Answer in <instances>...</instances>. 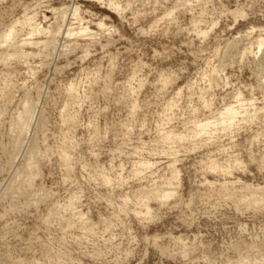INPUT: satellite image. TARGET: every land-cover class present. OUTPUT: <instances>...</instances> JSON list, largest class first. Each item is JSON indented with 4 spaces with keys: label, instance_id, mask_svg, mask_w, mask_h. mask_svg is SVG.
I'll use <instances>...</instances> for the list:
<instances>
[{
    "label": "rangeland",
    "instance_id": "obj_1",
    "mask_svg": "<svg viewBox=\"0 0 264 264\" xmlns=\"http://www.w3.org/2000/svg\"><path fill=\"white\" fill-rule=\"evenodd\" d=\"M114 1L124 14L108 0L0 3V22L28 4L57 32V50L26 46L27 60L0 64L15 82L10 109L23 81L35 99L40 92V147H49L22 197L0 198V264H264V195L244 189L264 187V0ZM64 6L66 20H57L53 8ZM75 8L100 40H66L80 25ZM241 105L248 111L235 121L195 130ZM8 119L0 128L7 149ZM3 150L0 183L10 173ZM169 183L177 192L163 198ZM36 192L41 201L26 207L24 196Z\"/></svg>",
    "mask_w": 264,
    "mask_h": 264
},
{
    "label": "bare ground",
    "instance_id": "obj_2",
    "mask_svg": "<svg viewBox=\"0 0 264 264\" xmlns=\"http://www.w3.org/2000/svg\"><path fill=\"white\" fill-rule=\"evenodd\" d=\"M2 1L3 0H0V3ZM99 1L103 2L105 0H99ZM108 1H109V5L112 8H114L116 11H118L119 13L120 12L123 13V11L125 10L121 6L120 3H117L114 0H108ZM78 9L79 8L74 9L73 15H75L77 17V20L79 21L80 25L78 26V28H67V30H65L66 33L64 34V36H65L66 40H67V38H77V37H89L93 41L94 40L95 41L100 40V38L102 37V32L92 30L91 28L86 27V26L85 27L81 26L82 21H80V20H83V19L82 18L80 19V17H78V13H77ZM53 10L58 15V17H56L57 20H59V19L62 21L66 20V17L69 13L68 7H65V6H64V8L63 7H60V8L54 7ZM23 11L24 12H22L23 13L22 15H20L18 17L16 16L14 19L12 18V21H10L9 23H5L3 21L0 22V64H4L7 66L9 62H11L12 60H15V59L21 60V61L27 60V57L29 58V56L33 53L28 52L25 49L26 46H40V47H43L44 49L57 50L56 49L57 48L56 47L57 46L56 40L54 39V36H53V33L55 34L56 31L55 32H53L54 30L52 31L51 23H49L50 25H48V27H45V25L40 21V18H38V12L36 11L35 7L32 8V7H30V5L27 4V5H24ZM171 13H172V11L168 12L167 15L169 16V15H171ZM233 13H235V15H236V14H238V11H235ZM68 20H69V18H68ZM60 24L58 25V27L60 26ZM56 26H57V24H56ZM99 26L101 27L100 28L101 31H104V32L107 31V33H109L111 30V26L108 27L103 22H100ZM69 27H73V26H69ZM57 31H58V34H60L59 33L60 31L59 30H57ZM51 35L53 36V39L52 38L50 39ZM42 36H45L46 39H42ZM66 40L64 41L63 46L61 45V48L62 47L68 48L70 46V44L72 43V42L68 43V41H66ZM69 41H70V39H69ZM73 41H74L73 43L75 44V40H73ZM258 46H259V49L262 46H264V38L263 37L259 38ZM58 48H59V46H58ZM66 50L67 49H65V51ZM71 50H74V49H71ZM71 50H69V51H71ZM64 53H66V52H64ZM29 64H30V62H29ZM29 64L27 62L26 65H29ZM28 71L32 75L35 76L36 72L38 70L29 66ZM7 73H5V71H3V70H0V128L5 126L4 125L5 124L4 119L8 116L9 117V119H8L9 125H8L7 133H8L9 139H10V143H9V148L7 149L6 146H8V145H6L5 142L3 141V139H1V137H0V149L1 150L4 149L3 151L7 152L9 155L8 156L9 160L7 159L8 160L7 165L9 168H7V169H10V173L8 172L9 173V177H7L8 179L6 180L4 178L5 182L0 183V198L1 197H3V198H9L10 197V198L17 200L20 196L22 197V190H21L22 181L23 180L28 181L29 178L27 179L26 177L27 176L29 177V175H32L31 179L33 177H37L38 175H40V168H39V160L40 159H39V157L41 155L42 156L45 155V153H47V150H49L48 149L49 147H48L46 140L43 142L44 146H45V151H43L40 147V139H39V134H38V133H40L39 127L43 126V124H44L43 123V121H44L43 112L40 111L39 107H38L39 101L41 98L40 92H38L37 99H35L32 95L33 93H31V90H30L32 88L31 87H30V89L27 88L26 87V84H27L26 81H23V84H22L23 87L22 88L24 89V95H23V97H20L21 99L18 98L19 103L16 101V98H15V101L17 102L18 105L15 104L16 108L10 109L11 106H9V103L13 102V100L11 98H12V96L15 97L16 93L14 92L15 95L13 93V95L11 97H8V95L10 96L9 92L12 89H14V87H15V85H13L15 82L12 81L13 82V84H12L10 78L8 77V75L11 76V74L10 73L7 74ZM16 86L19 88L18 84ZM18 88H15V90ZM73 88L74 87H72V89ZM72 92H73V90H72ZM242 97H241V95H239V98H238L239 103L244 101V99ZM7 98L8 99L10 98L9 102H8ZM13 104H14V102H13ZM241 104H243V103H241ZM134 106H136V105H134ZM243 111H246V112L248 111V109L245 108L243 105H241V107L228 106L224 111L220 112L217 116H214L211 119L199 122L197 124L195 130L199 133V136L209 134V132L211 130H213L214 127L220 126V125L225 126V125H227L226 123H229V122L231 123V122L235 121L237 118H239V116L241 115V113ZM45 131L46 130H43V134L46 135ZM43 137H44V135H42V138ZM263 144H264V139H263ZM62 157L67 162L69 160L68 152L64 151ZM176 162H177V160H176ZM172 164H174V160H173ZM5 167L6 166H4V165L1 166V170L6 171L7 169H5ZM172 169H174V168H172ZM214 169H218V167H216ZM172 171H173V176L177 177V171L175 169ZM29 172H30V174H29ZM136 173H138V172H136ZM102 176H103L102 181L105 184L109 185L110 179L108 177H106V175L105 176L102 175ZM26 181H25V183H26ZM252 187L249 184L244 185V189L251 191L253 196L257 194V197L259 195V199L262 198V196L264 195V187H262V188H260L259 186H258V188H254V187L252 188ZM176 192H177V189L175 187H173L172 184L169 183V185H167V187H165L164 195L162 197L163 198H170ZM24 198H25V201H24L25 204L24 205L26 207H29L32 205L37 206V204L41 201L42 197H41L39 192H36L32 196H29V195L26 196L25 195ZM78 198L79 197L77 195L71 196L69 199V203H74L75 201L78 200ZM67 207H69V205ZM15 209L11 205V208L9 211L11 212V210L14 211ZM67 211L72 212V211H74V208H67ZM18 212H19V210H18ZM150 214L151 213L149 211L146 212V215H150ZM4 215H6V214L0 213V218L4 217ZM51 215L52 214H50L45 219V221L48 222ZM78 217L80 220L83 219V216L81 214H79ZM63 219L66 220V216H63ZM33 261L34 262H31L30 260L28 261V259H24L22 257L18 261H14V262H16L18 264H43L40 261H36V260H33Z\"/></svg>",
    "mask_w": 264,
    "mask_h": 264
}]
</instances>
